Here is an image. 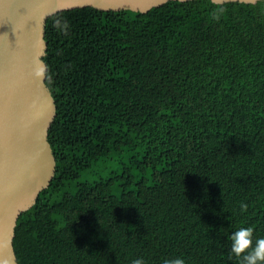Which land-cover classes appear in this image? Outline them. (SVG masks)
Listing matches in <instances>:
<instances>
[{
  "label": "trees",
  "instance_id": "trees-1",
  "mask_svg": "<svg viewBox=\"0 0 264 264\" xmlns=\"http://www.w3.org/2000/svg\"><path fill=\"white\" fill-rule=\"evenodd\" d=\"M215 7L48 17L56 172L18 218L19 264H239L231 233L264 238V0Z\"/></svg>",
  "mask_w": 264,
  "mask_h": 264
},
{
  "label": "water",
  "instance_id": "water-1",
  "mask_svg": "<svg viewBox=\"0 0 264 264\" xmlns=\"http://www.w3.org/2000/svg\"><path fill=\"white\" fill-rule=\"evenodd\" d=\"M168 1L0 0V264H19L14 247L18 218L56 172L48 133L57 106L43 58L48 17L83 6L147 12ZM230 1L259 0L224 3Z\"/></svg>",
  "mask_w": 264,
  "mask_h": 264
},
{
  "label": "clouds",
  "instance_id": "clouds-1",
  "mask_svg": "<svg viewBox=\"0 0 264 264\" xmlns=\"http://www.w3.org/2000/svg\"><path fill=\"white\" fill-rule=\"evenodd\" d=\"M225 0H212L215 10L212 18L218 21L221 15L226 11L224 8ZM54 27L64 35L68 34L69 25L67 21L57 19ZM247 205H241V210L246 211ZM231 253L238 258L239 264H264V238L253 240V228L242 227L231 233ZM132 264H145L141 258L135 259ZM164 264H185L182 258L166 260Z\"/></svg>",
  "mask_w": 264,
  "mask_h": 264
}]
</instances>
